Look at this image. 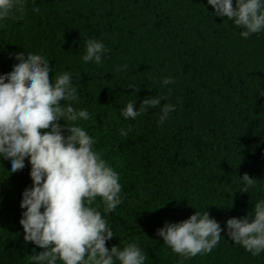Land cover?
Wrapping results in <instances>:
<instances>
[{
    "label": "trees",
    "instance_id": "16d2710c",
    "mask_svg": "<svg viewBox=\"0 0 264 264\" xmlns=\"http://www.w3.org/2000/svg\"><path fill=\"white\" fill-rule=\"evenodd\" d=\"M23 3L22 18L0 20V75L21 52L46 58L53 82L71 75L73 106L90 114L77 124L122 186L121 204L108 214L99 209L114 232L106 247L138 243L145 264H264V252L253 256L226 229L228 219L264 200V30L241 37L243 29L215 16L207 0ZM87 39L107 49L100 64L83 61ZM169 76L174 83L163 85ZM156 97L161 104L136 119L122 116L128 102L139 109ZM166 103L175 111L159 123ZM122 129L131 131L122 136ZM30 171L26 159L11 174L0 157V264H30L29 256L43 251L24 241L20 224ZM244 174L257 180L248 193L240 192ZM196 211L220 223L221 239L211 253L185 259L157 230Z\"/></svg>",
    "mask_w": 264,
    "mask_h": 264
},
{
    "label": "clouds",
    "instance_id": "9594fccd",
    "mask_svg": "<svg viewBox=\"0 0 264 264\" xmlns=\"http://www.w3.org/2000/svg\"><path fill=\"white\" fill-rule=\"evenodd\" d=\"M207 3L215 16L243 29L240 35L245 39L264 30V0H236L235 6L233 0ZM24 11L23 0H0V20L22 18ZM85 44L83 61L100 64L107 51L104 44L92 39ZM14 59L19 63L13 70L0 75V157L10 161L11 174L24 169L26 159L31 165L33 185L22 194L20 207L25 211L20 224L24 241L43 251L29 256L30 264H145L146 254L138 243L123 249L106 247L114 232L99 209L112 213L122 202V186L118 174L93 149L95 141L77 124L90 119V114L73 106L78 95L71 75L58 74L53 82L43 56L27 53L25 57L21 52ZM162 83L166 86L174 80L169 76ZM161 99H144L139 109L128 102L121 114L134 120L149 107L159 106ZM173 111L175 105L164 104L159 123ZM129 131L122 129L121 135ZM241 179L245 186L240 192L248 193L256 185L248 174ZM250 213L228 219L226 229L235 244L257 256L264 252V200L255 203ZM221 233L220 223L207 211H196L186 221L166 223L157 230L164 244L185 259L211 253Z\"/></svg>",
    "mask_w": 264,
    "mask_h": 264
}]
</instances>
